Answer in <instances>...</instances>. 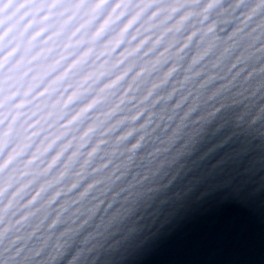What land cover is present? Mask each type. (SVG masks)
Returning <instances> with one entry per match:
<instances>
[{
  "label": "water",
  "instance_id": "obj_1",
  "mask_svg": "<svg viewBox=\"0 0 264 264\" xmlns=\"http://www.w3.org/2000/svg\"><path fill=\"white\" fill-rule=\"evenodd\" d=\"M189 11L195 35L152 79L171 74L75 188L0 229V264H264V0Z\"/></svg>",
  "mask_w": 264,
  "mask_h": 264
},
{
  "label": "snow or ice",
  "instance_id": "obj_2",
  "mask_svg": "<svg viewBox=\"0 0 264 264\" xmlns=\"http://www.w3.org/2000/svg\"><path fill=\"white\" fill-rule=\"evenodd\" d=\"M194 2L0 0V229L76 187L121 109L171 74L152 79L195 35Z\"/></svg>",
  "mask_w": 264,
  "mask_h": 264
}]
</instances>
